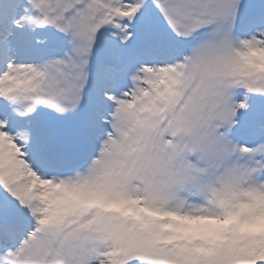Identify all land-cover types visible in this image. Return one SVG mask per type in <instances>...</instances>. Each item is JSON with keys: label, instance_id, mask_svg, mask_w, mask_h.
<instances>
[{"label": "snow or ice", "instance_id": "obj_1", "mask_svg": "<svg viewBox=\"0 0 264 264\" xmlns=\"http://www.w3.org/2000/svg\"><path fill=\"white\" fill-rule=\"evenodd\" d=\"M0 264H264V0H0Z\"/></svg>", "mask_w": 264, "mask_h": 264}]
</instances>
